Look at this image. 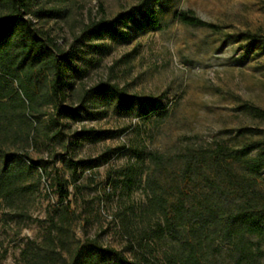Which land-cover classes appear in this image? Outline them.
<instances>
[{
    "label": "trees",
    "instance_id": "16d2710c",
    "mask_svg": "<svg viewBox=\"0 0 264 264\" xmlns=\"http://www.w3.org/2000/svg\"><path fill=\"white\" fill-rule=\"evenodd\" d=\"M156 1L142 12L150 26L159 24ZM28 10L26 0H0V200L20 219L40 224L38 237H27L19 247L15 264H264L259 242L264 237V126L258 135L238 142L192 138L161 151L147 147L140 137H129L93 156H77L74 148L80 138L94 140L134 127L80 124L66 131V119L79 121L105 112L104 105H90L91 96H110L112 110L122 115L146 117L152 110L160 115L164 104L160 95L128 93L108 78L88 86L75 84L92 61L81 46L106 47L90 41L101 31L123 36L115 22H125L129 14L88 17L62 49L24 16ZM58 10L37 7L31 12ZM173 16L184 24L214 26L189 9ZM256 112L264 118V109ZM250 129L243 125L237 132ZM42 149L45 153L31 154ZM120 151L127 153L126 159L108 164L106 185L98 195L114 201L111 216L124 238L115 247L102 242L97 231L75 234V223L83 226L91 220L90 205L81 197V208L70 207L67 186L83 169ZM55 158L68 176H51L55 204L43 217L32 216L34 191ZM82 186L72 183L77 193ZM136 189L140 194L134 195Z\"/></svg>",
    "mask_w": 264,
    "mask_h": 264
},
{
    "label": "rangeland",
    "instance_id": "374dc122",
    "mask_svg": "<svg viewBox=\"0 0 264 264\" xmlns=\"http://www.w3.org/2000/svg\"><path fill=\"white\" fill-rule=\"evenodd\" d=\"M26 1L29 10L24 16L56 39L62 49L68 48L72 35L88 17L129 14L125 22H115L125 31L123 36L101 31L90 41H101L106 47L96 50L81 46L83 54L91 56L92 61L75 84L88 86L108 78L128 93L160 95L164 104L160 115L153 110L146 117L122 115L112 110L110 96H91L90 105H104L105 112L79 121L66 119V131L80 124L117 129L130 123L134 127L94 140L80 138L75 155L93 156L105 146L129 137L142 138L149 148L169 151L192 138L238 142L261 132L264 118L256 108L264 109V0H157L153 2L157 26L148 25L142 18L152 0ZM37 7L59 10L57 14L33 15L31 10ZM179 9H189L214 26L181 23L173 16ZM243 125L251 129L240 134L237 128ZM40 153L45 150L31 151L32 155ZM126 156L120 151L105 162L83 169L73 181L83 184L80 193L73 190V182L68 183L70 207L78 210L84 204L80 198L89 199L91 220L83 226L74 224L77 236L97 231L102 242L115 247L124 243L111 216L114 201L98 195L106 185L108 164H120ZM46 169L29 206L32 216L43 217L45 209L55 204L56 192L49 184L51 176L55 172L68 176L57 158ZM138 194L136 189L134 195ZM39 232L38 222L20 219L0 200V264H15L19 247L27 237H38ZM259 242L264 247V237Z\"/></svg>",
    "mask_w": 264,
    "mask_h": 264
}]
</instances>
